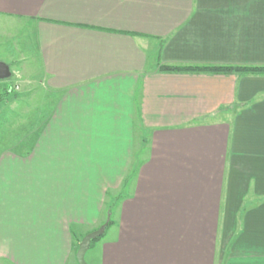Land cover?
<instances>
[{"label": "crops", "instance_id": "crops-1", "mask_svg": "<svg viewBox=\"0 0 264 264\" xmlns=\"http://www.w3.org/2000/svg\"><path fill=\"white\" fill-rule=\"evenodd\" d=\"M1 36L53 99L0 153L2 263L79 264L140 160L88 264H264V73L164 68L264 66V0H0Z\"/></svg>", "mask_w": 264, "mask_h": 264}, {"label": "rangeland", "instance_id": "rangeland-1", "mask_svg": "<svg viewBox=\"0 0 264 264\" xmlns=\"http://www.w3.org/2000/svg\"><path fill=\"white\" fill-rule=\"evenodd\" d=\"M18 37L19 36L16 38ZM0 39V61H4L8 64L10 63L9 65L12 70V75L9 78L0 80V153H2L3 150L5 151L9 149L13 151H21L31 146L32 141L36 138L39 130L44 124L43 120L46 116V110H48L52 104L53 99L48 92L39 96V98H31L32 96L34 97L35 90L31 89L32 85L30 83L26 84L25 82H20L14 73V71H16V66L11 64L9 60L11 57L10 54L15 52V49H13V38L1 36ZM29 89H31L32 92H30V94ZM40 101H42V104H38ZM45 101L47 103H45ZM147 143L149 144V139L148 134L145 133L144 140L142 139L139 147L140 151L143 150L141 157L146 156ZM134 180L135 178H133L132 182L130 181L129 183V193L132 191V184ZM122 190L124 191V189ZM120 191L106 200L104 208L105 216L102 223L97 227L85 230L81 235L82 237L79 236L78 238L79 244L83 237L89 232L99 229L104 224L107 226L110 219L113 220L112 224L115 223L120 205L114 204ZM79 244L76 243V252ZM0 264H5L2 263V259H0Z\"/></svg>", "mask_w": 264, "mask_h": 264}, {"label": "trees", "instance_id": "trees-1", "mask_svg": "<svg viewBox=\"0 0 264 264\" xmlns=\"http://www.w3.org/2000/svg\"><path fill=\"white\" fill-rule=\"evenodd\" d=\"M164 68L170 69V70H197V71H211V72H217V73H232L236 71L245 72V73H253V72H261L264 73V66H248V65H168L164 66ZM141 164L140 160H137L136 164L134 165V168L132 170V173L130 176L126 178V181L124 183L123 189L124 191H120L119 194L116 197V202L114 205H119L122 200L128 196L125 189L128 187V184L130 183L131 179L136 176L139 166ZM113 223V220L110 219L108 225L106 226V229L111 226ZM106 230L102 233V235L98 236L97 238L93 239L91 241L90 247L93 245L94 242L99 240L104 234ZM80 237H82L80 235ZM76 243L79 244V240L76 239Z\"/></svg>", "mask_w": 264, "mask_h": 264}, {"label": "water", "instance_id": "water-1", "mask_svg": "<svg viewBox=\"0 0 264 264\" xmlns=\"http://www.w3.org/2000/svg\"><path fill=\"white\" fill-rule=\"evenodd\" d=\"M11 75V66L4 61H0V80L9 78ZM105 227L106 224L102 225L99 229L95 231L89 232L83 237L77 250V259L79 264H88L86 260V253L90 248L91 241L97 238L98 236L102 235L105 230Z\"/></svg>", "mask_w": 264, "mask_h": 264}]
</instances>
